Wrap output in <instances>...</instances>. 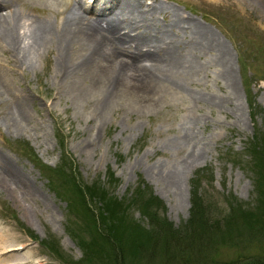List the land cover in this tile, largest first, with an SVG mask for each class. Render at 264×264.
I'll list each match as a JSON object with an SVG mask.
<instances>
[{
    "label": "rangeland",
    "instance_id": "374dc122",
    "mask_svg": "<svg viewBox=\"0 0 264 264\" xmlns=\"http://www.w3.org/2000/svg\"><path fill=\"white\" fill-rule=\"evenodd\" d=\"M137 1L164 7L155 14L158 26L176 11L213 40L210 50L189 58L196 70L183 91L168 90L154 107L120 102L98 115L89 103L93 99L83 105L66 93L61 76H55L53 51L23 66L0 52V75L14 97L0 91V163L21 172L34 191L26 196L0 185V223L26 238L44 264H74L83 257L79 240L94 239L99 221H111L93 215L94 224L87 218L69 176L81 187L99 184L124 201L144 184L163 202L162 214L174 227L187 219L194 188L218 212L228 196L255 201L258 166L252 163L260 159L264 166V0ZM17 104L24 121L17 118ZM186 130L193 132L189 145ZM192 148L198 159L183 168ZM254 148L257 156L249 155ZM171 172L179 176L178 189L165 179ZM87 206L95 214L101 208L98 202ZM127 213L136 223H147L133 205ZM44 243H54L59 252ZM256 247L224 242L208 256L239 259Z\"/></svg>",
    "mask_w": 264,
    "mask_h": 264
},
{
    "label": "bare ground",
    "instance_id": "6f19581e",
    "mask_svg": "<svg viewBox=\"0 0 264 264\" xmlns=\"http://www.w3.org/2000/svg\"><path fill=\"white\" fill-rule=\"evenodd\" d=\"M1 9L0 52L7 55L6 60L23 66L35 55L53 51L55 76H61L66 93L83 105L93 99L89 103L98 115L111 104L151 108L168 90L180 94L196 70L189 58L210 50L213 43L176 11L164 26H158L155 14H162L164 7L137 0H0ZM30 9L35 15L27 12ZM0 91L14 98L2 75ZM16 114L18 120L26 119L20 104ZM192 133L185 131L187 145ZM197 159L192 148L182 167ZM0 173V185L6 190L34 194L27 177L7 161L0 163ZM178 178L176 172L165 176L176 189ZM0 264L44 263L30 252L26 238L0 223Z\"/></svg>",
    "mask_w": 264,
    "mask_h": 264
},
{
    "label": "trees",
    "instance_id": "16d2710c",
    "mask_svg": "<svg viewBox=\"0 0 264 264\" xmlns=\"http://www.w3.org/2000/svg\"><path fill=\"white\" fill-rule=\"evenodd\" d=\"M255 148L249 155L257 156ZM258 160V164L257 159L252 163L254 168L258 166L253 180L254 202L245 204L228 196L225 209L218 212L211 206L212 201H207L194 188L188 217L177 227L163 216V202L144 184L134 188L124 201L116 199L99 184L81 187L69 176L67 182L73 184V192L87 209V218L94 224L93 215L100 220L109 216L111 220L109 224L99 221L94 228V239L79 240L83 257L74 264H264V166ZM97 202L101 208L95 214L88 209L87 203L97 205ZM131 205L147 219V223L131 220L127 213ZM214 214H218L217 218L212 216ZM103 235L110 238L104 241L100 237ZM224 242L257 245V250L228 261L209 258V253L213 254ZM45 245L52 253L59 252L54 243Z\"/></svg>",
    "mask_w": 264,
    "mask_h": 264
}]
</instances>
